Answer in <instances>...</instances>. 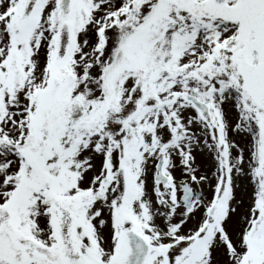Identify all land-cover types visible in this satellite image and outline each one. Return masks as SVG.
I'll return each instance as SVG.
<instances>
[{"label":"snow or ice","instance_id":"6c2138e0","mask_svg":"<svg viewBox=\"0 0 264 264\" xmlns=\"http://www.w3.org/2000/svg\"><path fill=\"white\" fill-rule=\"evenodd\" d=\"M0 264H264V0H0Z\"/></svg>","mask_w":264,"mask_h":264}]
</instances>
